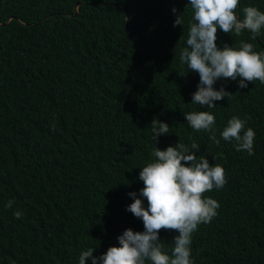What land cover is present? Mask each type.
<instances>
[{
    "label": "trees",
    "instance_id": "16d2710c",
    "mask_svg": "<svg viewBox=\"0 0 264 264\" xmlns=\"http://www.w3.org/2000/svg\"><path fill=\"white\" fill-rule=\"evenodd\" d=\"M188 3L0 0V264H79L82 251L99 257L124 230L143 231L127 211L129 193L144 186L141 168L155 146L193 141L226 177L204 194L220 206L193 233V264H264V84L221 79L214 88L230 97L211 108L191 103L200 78L179 58ZM250 5L264 12V0H240V18ZM178 14L184 23L174 27ZM252 37L218 30L216 43L264 52V28ZM192 111L213 114L212 130H194L183 114ZM234 116L255 132L252 155L221 137ZM153 118L170 127L156 144ZM159 235L170 255L178 233Z\"/></svg>",
    "mask_w": 264,
    "mask_h": 264
},
{
    "label": "clouds",
    "instance_id": "9594fccd",
    "mask_svg": "<svg viewBox=\"0 0 264 264\" xmlns=\"http://www.w3.org/2000/svg\"><path fill=\"white\" fill-rule=\"evenodd\" d=\"M240 0H189L192 19L188 24L185 47L180 52L181 64L189 71L199 75L197 91L192 94V104L215 107L214 101L223 100L232 95L223 86L216 90L218 80L237 81L238 87H248L249 82L259 80L264 84V52L254 51V45L244 41L238 48L224 44L217 46V32L234 33L240 36L244 30L253 34V39L264 28V12L255 6L243 7V16L237 13ZM174 14L178 9L171 10ZM181 14V13H180ZM176 15L173 26H183L181 15ZM188 71V72H189ZM185 75V74H181ZM186 122L196 131H211L216 123L213 114L207 111L183 113ZM246 120L234 116L228 120L221 132L225 141H235L237 151L254 154L255 132L245 130ZM152 139L155 144L161 135L169 133V125L153 118L151 122ZM219 144V140L212 136ZM200 146L192 142L191 146L177 143L161 150L155 146L152 162L141 168L139 179L143 188L139 196L130 192L133 202L127 211L143 222V231L131 228L117 237L119 246H111L106 253L97 257L95 248H88L79 255V264L90 259L91 264H193L191 260L192 236L200 224L210 223L217 215L219 203L205 197L206 192L222 189L226 183L225 171L218 164H209L204 156H197ZM147 201V206L144 200ZM14 204L9 200L6 207ZM19 219L20 211L13 213ZM174 230L178 235L173 238V247L169 255L164 251L160 230Z\"/></svg>",
    "mask_w": 264,
    "mask_h": 264
},
{
    "label": "water",
    "instance_id": "95a60500",
    "mask_svg": "<svg viewBox=\"0 0 264 264\" xmlns=\"http://www.w3.org/2000/svg\"><path fill=\"white\" fill-rule=\"evenodd\" d=\"M79 4H80V3L78 2V3H76V4L74 5V15H76L77 12H78V5H79ZM9 20H10V17L6 19V21H5L4 24H7V23L9 22ZM0 24L3 25V23H1V22H0Z\"/></svg>",
    "mask_w": 264,
    "mask_h": 264
}]
</instances>
